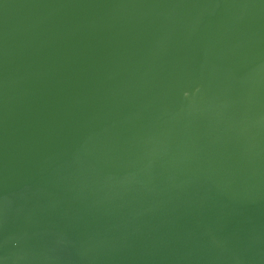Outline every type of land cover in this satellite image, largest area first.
Segmentation results:
<instances>
[{"label": "water", "instance_id": "95a60500", "mask_svg": "<svg viewBox=\"0 0 264 264\" xmlns=\"http://www.w3.org/2000/svg\"><path fill=\"white\" fill-rule=\"evenodd\" d=\"M0 264H264V0H0Z\"/></svg>", "mask_w": 264, "mask_h": 264}]
</instances>
